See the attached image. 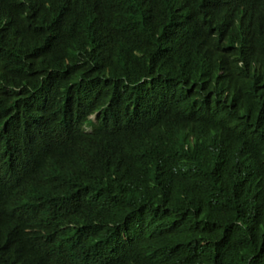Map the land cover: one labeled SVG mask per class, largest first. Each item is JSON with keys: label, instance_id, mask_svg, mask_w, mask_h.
Wrapping results in <instances>:
<instances>
[{"label": "trees", "instance_id": "16d2710c", "mask_svg": "<svg viewBox=\"0 0 264 264\" xmlns=\"http://www.w3.org/2000/svg\"><path fill=\"white\" fill-rule=\"evenodd\" d=\"M0 264H264V0H0Z\"/></svg>", "mask_w": 264, "mask_h": 264}, {"label": "rangeland", "instance_id": "374dc122", "mask_svg": "<svg viewBox=\"0 0 264 264\" xmlns=\"http://www.w3.org/2000/svg\"><path fill=\"white\" fill-rule=\"evenodd\" d=\"M95 118V117H94Z\"/></svg>", "mask_w": 264, "mask_h": 264}]
</instances>
